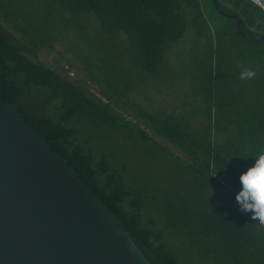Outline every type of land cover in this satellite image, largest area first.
Masks as SVG:
<instances>
[{"label": "trees", "instance_id": "trees-1", "mask_svg": "<svg viewBox=\"0 0 264 264\" xmlns=\"http://www.w3.org/2000/svg\"><path fill=\"white\" fill-rule=\"evenodd\" d=\"M216 1L0 0V99L153 264H264V224L235 200L264 154V10ZM70 32L74 61L43 62ZM180 84L186 116L133 97Z\"/></svg>", "mask_w": 264, "mask_h": 264}, {"label": "water", "instance_id": "water-1", "mask_svg": "<svg viewBox=\"0 0 264 264\" xmlns=\"http://www.w3.org/2000/svg\"><path fill=\"white\" fill-rule=\"evenodd\" d=\"M0 264H153L2 99Z\"/></svg>", "mask_w": 264, "mask_h": 264}, {"label": "rangeland", "instance_id": "rangeland-1", "mask_svg": "<svg viewBox=\"0 0 264 264\" xmlns=\"http://www.w3.org/2000/svg\"><path fill=\"white\" fill-rule=\"evenodd\" d=\"M74 41L72 38V33L66 34L64 37L59 39V42L56 46L58 52H62V56L60 54L49 52L43 50L40 53V59L48 65H53L56 61H61L62 66H65L70 61L73 60V55L70 53L71 44L74 45ZM160 90V91H159ZM149 100H145L141 93H135L133 95L134 99L142 104L145 108H147L151 112H159L165 111L168 113H175L180 116H186L189 112L194 111V103L192 95L190 94L189 87L183 84L177 85L176 87H171L166 89L164 85L158 86L155 90H149ZM202 122V118H191L190 124L194 128L198 127ZM163 145H166V142L158 139ZM112 146H121L122 142L117 139H110ZM131 148V145H129ZM137 150H140L139 145H137ZM146 156H142V158L137 157L133 159L130 163L131 168L137 169L141 174L142 166L150 163Z\"/></svg>", "mask_w": 264, "mask_h": 264}, {"label": "clouds", "instance_id": "clouds-1", "mask_svg": "<svg viewBox=\"0 0 264 264\" xmlns=\"http://www.w3.org/2000/svg\"><path fill=\"white\" fill-rule=\"evenodd\" d=\"M255 73L245 70L241 79H251ZM242 185L236 193L235 200L239 210L245 215H250L253 221L264 224V154L258 155L254 163L239 175Z\"/></svg>", "mask_w": 264, "mask_h": 264}, {"label": "built area", "instance_id": "built-area-1", "mask_svg": "<svg viewBox=\"0 0 264 264\" xmlns=\"http://www.w3.org/2000/svg\"><path fill=\"white\" fill-rule=\"evenodd\" d=\"M69 76L73 78V77H74V73L71 72V73L69 74Z\"/></svg>", "mask_w": 264, "mask_h": 264}]
</instances>
